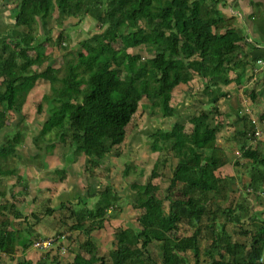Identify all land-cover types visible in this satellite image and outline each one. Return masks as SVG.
I'll return each instance as SVG.
<instances>
[{
  "label": "trees",
  "instance_id": "trees-1",
  "mask_svg": "<svg viewBox=\"0 0 264 264\" xmlns=\"http://www.w3.org/2000/svg\"><path fill=\"white\" fill-rule=\"evenodd\" d=\"M84 1H16V25L24 27L25 32L14 41L15 48L7 58L5 48L2 49L0 76L14 68H19L21 75L9 78L0 94V107H3L0 128L7 123V112H22L28 93L38 81L49 82L50 91L42 98V102L49 104V110L38 141L51 136L64 141L70 139L89 157V167L94 169L98 168V161L107 148L124 141L125 128L143 98L150 102V108L170 116L171 94L178 85L200 77L206 81L205 88L210 89L229 84L230 73L239 78L241 60L237 55L241 54L239 43L243 38L235 29V17H226L219 7L227 0H96L100 8L98 31L78 43L73 60L64 66V75L58 76L59 69L48 68L41 74L30 69L26 51L39 47L35 35L37 20L52 17L55 9L60 21L78 18ZM66 38L60 34L56 41L61 45ZM140 47L149 50L152 56L142 58L140 54L128 52ZM18 61H21L19 65ZM253 95L254 92L252 98ZM212 99L216 103L217 97ZM212 110L216 112L217 108ZM201 118L204 116L192 118L194 126L190 133L175 127L150 137L151 150L162 153V164L166 162L165 150H170L177 159L166 197L171 210L164 213V200L157 196L158 188L152 183L157 176L155 168L150 180L135 190L132 197L134 208L144 207V213L138 218L140 231L127 242L119 236L121 230L115 234V248L108 256L111 264H188V253L193 256V264H264V219L254 225L240 226L238 235L243 240L238 241L224 225L215 227L220 217L239 224L247 212L244 209L239 216L234 215L231 208L212 206L214 198L207 197L209 193H226L227 183L216 173L227 159L225 152L215 146L217 130L199 123ZM261 119L264 120V113ZM23 129L19 127L6 141L7 151H14ZM200 149L211 150L209 160L202 162ZM250 151L254 159L249 166L246 188L258 193L263 191L264 153ZM130 173L131 168L126 167L124 176ZM191 190L199 191L200 195L193 196ZM102 193L111 194L110 204H119V195L111 189L106 188ZM177 194L181 199H170ZM105 208L96 204L82 216L90 221L85 234L103 226ZM67 210L72 216L77 214L69 207ZM45 213L50 215L52 211L48 209ZM207 218L213 224L209 229L210 244L202 254L198 238L200 224ZM76 219L72 229L80 228V218ZM184 224L192 229L189 235L180 234L179 225ZM14 243L10 234L0 236L1 251L14 252ZM86 245L91 258L83 264H107L106 259L95 257L90 243Z\"/></svg>",
  "mask_w": 264,
  "mask_h": 264
},
{
  "label": "crops",
  "instance_id": "crops-1",
  "mask_svg": "<svg viewBox=\"0 0 264 264\" xmlns=\"http://www.w3.org/2000/svg\"><path fill=\"white\" fill-rule=\"evenodd\" d=\"M16 1L0 0V54H3L2 49L5 48V58L14 50V41L22 38L25 32L24 27L16 25ZM87 1H84V8L78 18L70 17L60 21L55 9L52 17L37 20L35 35L39 47L26 51L30 69L41 74L48 68L58 70L55 61L65 65L73 60L78 43L88 36H85L84 23L92 24L94 20L97 24L100 12L96 13L94 8L90 10ZM219 7L226 17H235V29L243 38L239 43L241 54L237 55L241 60L237 74L239 78L230 73L232 81L229 84L210 89L205 88L206 81L200 77L178 85L171 94L170 116H163L157 108H147L141 114L139 108L125 128L124 141L107 148L98 161V168L89 167V157L70 139L64 141L51 136L38 141L39 131L47 120L49 110V104L42 102L43 96L50 91L49 82L40 80L36 83L28 93L21 113L7 112V123L0 128V236L10 234L14 238L15 248L11 253L0 249V264H83L91 258L86 243L91 244L95 257L107 260L115 248V234L119 230L122 233L119 236L126 242L135 236L137 230L140 231L138 218L144 213V207L134 208L132 197L135 190L150 180L155 168L157 176L152 183L158 188L157 196L164 200V213L171 210V203L166 197L177 159L170 150H165L166 162L162 164V153L151 150L150 137L175 127L190 133L194 126L192 118L201 116L204 118L199 123L217 130L215 146L225 152L227 159L225 166L216 173L227 183L226 193H209L207 197L210 200L214 198L212 206L231 208L234 215L239 216L244 209L247 212L245 218H240L239 224L226 221V217H217L219 219L214 223L215 227L224 225L232 238L238 241L243 240L238 235L240 226L257 224L252 221L254 214L260 216V222L263 220L261 213L264 214V210L258 212L256 204L264 202V183L263 191L258 193L249 192L246 183L249 166L254 159L250 149L264 153L263 148L261 151V147H264V120L261 119L264 113V65L257 63H264V0H227ZM81 18L84 21L78 24ZM97 31L98 28L91 36ZM60 34L68 37L61 45L56 41ZM72 36L76 40L69 45ZM20 75V69L14 68L0 76V94L4 92L9 78ZM58 76L61 77L60 74ZM252 92L254 98L251 97ZM214 97H217L216 103L213 102ZM214 107L217 108L216 112L212 110ZM187 125L189 129H186ZM19 127L24 128L19 144L14 151H7L6 141ZM198 153L202 162L211 156L209 149H200ZM126 167L131 168V173L124 176ZM106 188L117 193L120 200H125V205L110 204L111 194L102 193ZM126 191L130 192V196ZM190 194L196 197L200 192L191 190ZM175 198L181 199L179 194L170 199ZM96 204L106 207L105 221L99 229L85 234L90 221L82 216L86 211L93 210ZM68 207L77 214L72 216ZM48 209L52 214L46 215ZM75 217L80 218L79 229L71 228L77 223ZM135 222V226L129 224ZM212 224L208 218L200 224L198 246L202 254L210 244L209 229ZM112 226L115 228L110 233L109 227ZM179 227H183V234L189 235L192 232L189 225ZM55 234L66 235L62 242L66 249L64 253L57 247L43 251L32 246L34 240ZM186 256L187 260L193 261L191 253ZM111 263L107 261V264Z\"/></svg>",
  "mask_w": 264,
  "mask_h": 264
},
{
  "label": "rangeland",
  "instance_id": "rangeland-1",
  "mask_svg": "<svg viewBox=\"0 0 264 264\" xmlns=\"http://www.w3.org/2000/svg\"><path fill=\"white\" fill-rule=\"evenodd\" d=\"M90 5H89V9L90 10H92L93 8L95 9V11H96V13L100 10L99 9V5L98 4H95L96 3V0H88L87 1ZM100 14V12L98 13V15ZM86 17V16H85ZM87 18V17H86ZM82 21H84L83 20V18H81L80 19V21H79V23L78 24H81L82 23ZM89 21H91V20H89ZM84 28H85V36H87V37H85V38H83V39H86V38H88L89 36H91V34H93V32L95 31V29H97V24H95V22H94V20H93V22H92V24L91 23H89V22H86V23H84ZM79 37H81V36H79ZM72 41H71V39H70V41H69V45H70V43H72L73 41H75L76 40V38H75V36H72ZM78 39V38H77ZM62 52V51H61ZM128 52H131V53H133V54H140L141 55V57L142 58H150L151 56H152V53L149 51V50H147L146 48H143V47H140V48H135V49H131V50H128ZM64 54V53H63ZM73 55V54H72ZM55 66H58L59 68V74H60V76H63L64 75V64L62 63V62H60V61H55V64H54ZM45 87H47V86H45ZM140 111H141V114H143L144 112H145V110H147V108H149V109H151L150 108V102H148L145 98H143L142 100H141V103H140ZM190 127H189V125H187L186 126V129H189ZM262 148H263V150H264V147H261V151H262ZM263 152V151H262ZM263 187V186H262ZM127 192V194L130 196V192H128V191H126ZM127 194L125 193V195L127 196ZM122 199H124V198H122ZM120 203H121V205H125V200H120L119 201V204L118 205H120ZM256 210H258V212H260V211H263L264 210V202H262V203H257L256 204ZM256 210H254V213H257V211ZM256 211V212H255ZM261 216H262V218L264 219V214H262L261 213ZM253 219H252V221L253 222H255V223H259L260 221V216H257L256 214H254L253 215V217H252ZM130 225H134L135 226V224H136V222L135 223H129ZM109 228H111L110 229V233H112L113 231H114V226H112V227H109ZM183 228V227H182ZM181 228V232H180V234H183L182 233V231H183V229ZM108 230V229H107ZM185 233H188V232H185ZM55 236H57L56 234H55ZM154 253H155V255H157V256H159L158 255V251L157 250H155L154 251ZM186 259H187V256H186ZM107 261H109V258L107 259ZM188 264H193V261L190 259H188Z\"/></svg>",
  "mask_w": 264,
  "mask_h": 264
},
{
  "label": "built area",
  "instance_id": "built-area-1",
  "mask_svg": "<svg viewBox=\"0 0 264 264\" xmlns=\"http://www.w3.org/2000/svg\"><path fill=\"white\" fill-rule=\"evenodd\" d=\"M257 63L264 65V63L262 61H258ZM65 239H66V235H64V234L60 235V236H52L49 238H41V239L34 240L32 242V246L36 249L43 250V251L57 247V249L59 251L64 253L66 249L62 245V242H64Z\"/></svg>",
  "mask_w": 264,
  "mask_h": 264
}]
</instances>
